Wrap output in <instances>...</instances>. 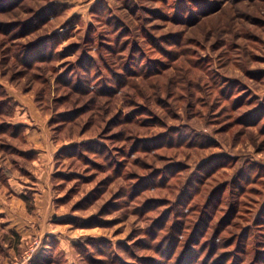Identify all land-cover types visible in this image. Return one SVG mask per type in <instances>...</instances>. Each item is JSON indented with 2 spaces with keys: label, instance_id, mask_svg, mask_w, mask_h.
<instances>
[{
  "label": "rangeland",
  "instance_id": "obj_1",
  "mask_svg": "<svg viewBox=\"0 0 264 264\" xmlns=\"http://www.w3.org/2000/svg\"><path fill=\"white\" fill-rule=\"evenodd\" d=\"M0 205V264H264V0H0Z\"/></svg>",
  "mask_w": 264,
  "mask_h": 264
},
{
  "label": "crops",
  "instance_id": "obj_2",
  "mask_svg": "<svg viewBox=\"0 0 264 264\" xmlns=\"http://www.w3.org/2000/svg\"><path fill=\"white\" fill-rule=\"evenodd\" d=\"M20 123H24L26 125V127L24 128L25 129L24 130V135L27 136L28 131L30 129V125L25 123V122H20ZM32 132H34V131H32ZM26 139H27V137H26ZM52 148H53V146H52ZM41 149H43V148H40V150H39V148H37L36 146L35 147L32 146V147H28V148L24 149V150H26V151H28L30 153V156H28L26 158L23 157V159L26 161V163H32V162L37 161L41 157V154H42ZM54 150H57V149H54ZM26 163H25V165H26ZM25 165L24 164L21 165L22 170H23V168H26L27 170L29 169V164H27L26 166ZM25 175L28 176L29 179H31V180L33 179L31 183H34V185H36L37 187H35V186L33 187V185L29 184L28 182L25 183L22 178H21L22 180L21 179L19 180V178H17L16 176L10 175V185H11L10 191H12V192L14 191L15 192L14 194H10V195L15 196L17 198V201L21 205L25 206L29 212H32L37 207L39 208L38 204L40 202L38 203L37 201L40 198L38 197L37 192L39 191V188L41 187L42 181L44 180V178H42V176L40 175V180L37 179V176L35 175V173H32L30 169H29L28 173L22 172V174H20V176H25ZM50 179H51V177H50ZM28 193H32V198H34L32 200L35 201L34 202L35 204L33 206H30V207H29V205L27 203L28 200L26 198V196H27L26 194H28ZM11 206H13V205H11ZM0 207H2V206L0 205ZM11 208L12 207H10L9 209H11ZM5 213H8L9 215H11L10 210L8 212H5ZM20 219H21V223L25 227L26 220H28V216L26 218V215H24V218L20 217ZM12 224H14L13 220H11V222H6V226H10ZM26 230L30 231L31 229H26Z\"/></svg>",
  "mask_w": 264,
  "mask_h": 264
},
{
  "label": "trees",
  "instance_id": "obj_3",
  "mask_svg": "<svg viewBox=\"0 0 264 264\" xmlns=\"http://www.w3.org/2000/svg\"><path fill=\"white\" fill-rule=\"evenodd\" d=\"M21 128H22V127L19 126V125H15V126H14V129L17 130V131H18V130H21Z\"/></svg>",
  "mask_w": 264,
  "mask_h": 264
}]
</instances>
